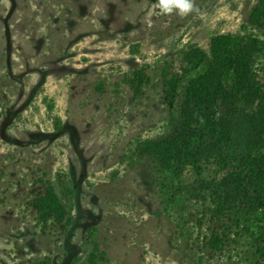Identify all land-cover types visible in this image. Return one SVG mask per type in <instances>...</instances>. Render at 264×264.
Here are the masks:
<instances>
[{
  "label": "rangeland",
  "instance_id": "rangeland-1",
  "mask_svg": "<svg viewBox=\"0 0 264 264\" xmlns=\"http://www.w3.org/2000/svg\"><path fill=\"white\" fill-rule=\"evenodd\" d=\"M191 2L181 15L159 0H0V264H71L90 227L100 264H264V206L241 208L264 203V157L232 178L226 207L188 194L163 210L195 134L188 120L171 136L183 77L189 105L246 115L264 140V0ZM211 46L216 64L223 49L236 61L229 85L217 67L195 76ZM139 141L154 154L135 159Z\"/></svg>",
  "mask_w": 264,
  "mask_h": 264
},
{
  "label": "trees",
  "instance_id": "trees-1",
  "mask_svg": "<svg viewBox=\"0 0 264 264\" xmlns=\"http://www.w3.org/2000/svg\"><path fill=\"white\" fill-rule=\"evenodd\" d=\"M238 39L236 37L233 41L235 46L240 42ZM221 54L223 59L216 64L215 49L211 46L195 76L199 77L217 67L221 80L225 85H229L236 74V61L234 57H230L227 49H223ZM194 79L183 77L176 98L172 101L171 120L174 128L171 136L178 135L188 120L193 121L195 134L189 137L186 150L175 157L173 169L170 168L169 175L160 186L165 212H169L173 205L188 194L197 197L209 196L216 207H226L232 178L245 172L258 159L264 157V140L256 139L254 128L246 115L241 113L234 115L226 111L223 113L222 109H219L220 113L210 115L208 109L198 111L189 105L186 95ZM217 114L220 115L219 118ZM153 148L151 141H139L134 158L154 154ZM192 172H195L196 176L187 181V176ZM55 182L53 196L56 207L62 214L70 213L75 203L73 181L67 173L60 172ZM259 205L262 206L251 207L244 202L241 203L244 217L249 220L252 216L258 218L259 211H263L264 203ZM96 233V227L87 229L81 243V253L71 264L108 263L106 253L99 248L96 241Z\"/></svg>",
  "mask_w": 264,
  "mask_h": 264
},
{
  "label": "clouds",
  "instance_id": "clouds-1",
  "mask_svg": "<svg viewBox=\"0 0 264 264\" xmlns=\"http://www.w3.org/2000/svg\"><path fill=\"white\" fill-rule=\"evenodd\" d=\"M159 7L165 13L172 12L175 8L181 15L192 11L194 8L191 0H159Z\"/></svg>",
  "mask_w": 264,
  "mask_h": 264
}]
</instances>
